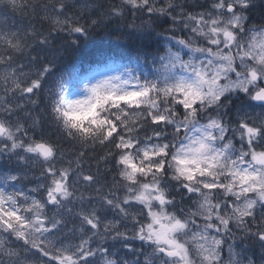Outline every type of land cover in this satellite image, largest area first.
I'll list each match as a JSON object with an SVG mask.
<instances>
[{"label": "snow or ice", "instance_id": "snow-or-ice-1", "mask_svg": "<svg viewBox=\"0 0 264 264\" xmlns=\"http://www.w3.org/2000/svg\"><path fill=\"white\" fill-rule=\"evenodd\" d=\"M4 3L13 11L29 6L28 0ZM158 3L120 0L109 5L103 16L123 18L131 10L134 19L138 12L148 16V27L154 17H166L171 21L167 31L179 27L187 37L168 36L163 54H153L150 61L148 53L138 54L135 68L85 83L75 98L63 71L53 87L44 89V81L57 68L53 60L25 72V65H16L15 57L34 44L48 48L60 33L87 37L98 19L81 23L83 12L65 14L67 0H51L37 6L44 13L41 21L50 25L47 32L35 26L12 30L14 25H0V66L6 68L0 75V156L15 157L21 165H43L38 177L42 182L27 190L19 183L28 179L27 174L0 176V264H32L33 252L47 258L48 264H90L97 253L105 257L104 264H121L107 258L108 249L91 247L92 238L109 234L138 256L144 255L143 249H134L130 240L151 249L143 264H224L223 249L229 239L233 243L228 244L227 264H245L243 249L235 251L233 228L242 234L240 239H258L264 253V23L248 24L253 0H212L200 11L188 10L194 6L176 0ZM72 44L78 46L79 40ZM36 61L37 56H32L33 66ZM149 63L151 69L145 70ZM42 89L44 116L82 149L67 167L57 166L58 145L43 135L39 139L29 135L41 116L25 108L38 105L32 97ZM27 119L32 121L31 129ZM97 145L108 146L97 165L115 161L110 185L101 182L99 170L84 174L82 168L84 149ZM78 185H96L95 195L77 196ZM30 193L43 195L37 198ZM177 196L181 202L191 200L193 206L169 211L176 207ZM75 200L80 202L78 211L72 207L61 211ZM92 201L96 204L87 207ZM135 205L142 206L140 212L130 214ZM48 206L57 210L52 217L47 215ZM107 209L131 219V237L128 229L118 230L119 219L102 221L101 213ZM65 214L78 217L81 236L86 229L90 232L79 244H64L63 237L49 239L66 227ZM76 231L74 227L68 234ZM9 237L22 241L23 259L18 248L8 246ZM246 264L255 261L248 257Z\"/></svg>", "mask_w": 264, "mask_h": 264}, {"label": "trees", "instance_id": "trees-1", "mask_svg": "<svg viewBox=\"0 0 264 264\" xmlns=\"http://www.w3.org/2000/svg\"><path fill=\"white\" fill-rule=\"evenodd\" d=\"M51 0H28V7L20 10L13 11L10 7L6 6L4 0H0V25L7 24L9 26H15L12 30L16 28L26 29L29 26H35L39 31L47 32L50 25L47 22L41 21L40 17L44 15L37 7L43 3H50ZM164 0H160L163 3ZM177 3H185L187 5H192L194 7H189L188 10L200 11L202 8L207 9L211 4L212 0H176ZM256 2V3H255ZM69 7L66 8L65 14H74L79 16L83 12V19L81 23H90L93 19H98L100 23L91 28L89 35L87 37L80 36L79 34L69 35L68 33H60L53 38V43L46 49L41 50L38 44H34L32 48L27 51L24 55H17L15 57V64H24L30 66L32 70L38 67H42L44 63L49 60H53L56 63V70L48 76L44 81V89L54 86L55 80L59 77L61 71L65 74V85L68 91L81 88V80L85 73H87L93 66H104L105 64H111L116 68V74H119L124 68H135V58L138 54L148 53L147 59L150 61L153 54L160 55L163 54L165 45L168 43V36H176L186 38L188 33L183 32L178 27L175 32L167 31L171 27V21L166 17L159 18L157 20L155 17L151 22V27H148L149 18L146 15H142L139 12L136 14L135 19L133 18L131 10H126L123 18H114L111 20L105 19L103 13L107 11L109 5H118L120 0H67ZM87 3L90 5L87 9H81L80 4ZM158 3L157 6H160ZM254 7L248 10L247 15L250 17L249 25H259L264 18V1L263 0H253ZM73 5H76L73 7ZM98 5L100 7H91ZM33 7H36V12L33 13ZM51 9H49V12ZM37 19V20H36ZM261 20V21H260ZM134 24L136 27L131 28L129 25ZM143 25V27H141ZM182 27V26H180ZM105 36V37H104ZM79 40V45H73V40ZM31 44L32 41L29 40ZM177 50V49H173ZM37 56V61L35 65L31 63V57ZM185 56L184 58H186ZM2 66H0L1 68ZM151 69V64L149 63L148 68ZM31 70V71H32ZM42 89L40 93L33 96L32 99L38 100V105H27L25 111H32L33 115H40L41 122L33 130L29 131V135H34L35 138L39 139L41 135L44 138L50 140L53 144L58 145L57 151V166L67 167L69 160H75L76 155L82 150L79 144L75 142L66 140L63 134L57 129L56 125L52 123L50 118H46L43 113V109L46 106L45 91ZM3 95V91H0V96ZM235 107V106H233ZM18 113V115L23 118L24 114ZM201 122H204L203 120ZM26 125L30 127L32 125L31 119L26 120ZM170 133L171 128L167 129ZM144 133H141L143 136ZM148 134H151L150 130ZM238 147V146H237ZM86 151V156L83 160L82 168L84 174L97 173L99 170L101 182L105 180L110 185L112 183L111 177L115 172V161L112 160L110 163H105L101 161L97 165V161L101 156H104L105 152L108 151V146L97 145L95 148L89 147L84 149ZM64 153V157L60 159V153ZM14 159V160H13ZM13 164L10 165L7 158L3 159V164L0 166L1 173L5 174L10 172V168H14L17 171L20 167L16 165L15 157L11 158ZM10 165V166H9ZM112 167V172H105L106 168ZM21 175V171H19ZM1 176V175H0ZM22 177V176H21ZM22 183H27L23 178L20 180ZM78 187V186H77ZM93 185L91 188L78 187L77 196L83 192L85 197L89 195H95ZM107 191V189H105ZM123 195V193H120ZM177 204L175 208H170V211H178L181 207L185 209L192 207L191 200L180 201V197L177 196ZM193 199H195L193 197ZM79 200H75L74 203ZM80 204V203H76ZM96 204V201L87 204V207H92ZM107 209L105 211H110ZM103 211L101 217L104 215ZM74 225V224H72ZM80 221L75 223V228L77 229L75 234L71 235V238L84 237L87 238L90 232L85 231L84 235L79 234ZM133 226V224H132ZM131 226V227H132ZM73 227V228H74ZM128 227V235L131 237L133 235L132 228ZM72 229L70 223L66 222V227H62L56 236H61L65 238L68 234V230ZM122 228L120 231H125ZM101 232H103V227L101 226ZM132 233V234H131ZM70 237V235H69ZM91 247L93 249L97 247H104L108 249V259H117L121 261L128 260L131 262L140 261L143 264L144 255L151 252V249L146 248L139 240H130L129 243L134 249H143L144 255H139L137 252L129 251L123 247L122 242L114 241L111 238V234L108 236H98L91 240ZM22 242L11 243L10 247L18 248L21 252V258L24 257V252L20 247ZM103 256L97 253L94 258H90V264H104L102 261ZM7 260V257L4 258ZM29 260L32 264H48L47 258H41L39 253L33 252L29 254ZM158 264V262H157Z\"/></svg>", "mask_w": 264, "mask_h": 264}, {"label": "rangeland", "instance_id": "rangeland-1", "mask_svg": "<svg viewBox=\"0 0 264 264\" xmlns=\"http://www.w3.org/2000/svg\"><path fill=\"white\" fill-rule=\"evenodd\" d=\"M264 1V0H263ZM256 3V2H255ZM261 21V20H260ZM261 22H264V18H263V21H261ZM187 58V57H186ZM32 70V68H30V66H28V65H25V68H24V71L25 72H29V71H31ZM5 71H6V68L4 67V66H2L1 68H0V75H3L4 73H5ZM111 75H117L116 74V68L113 66V65H111V64H105L104 66H93V68H91L87 73H85L84 74V76L82 77V80H81V88H79V89H74V90H71L70 92H69V94L72 96V98H75L77 95H80V94H82V92H83V88H84V84L85 83H88V82H95V80H97V79H100V78H102V76H111ZM0 91H3V81L2 80H0ZM253 111H260V109H254ZM23 113V112H22ZM24 114V113H23ZM22 114V115H23ZM26 122V121H25ZM203 123V122H202ZM27 126V125H26ZM237 146L239 147V144L237 143ZM4 158H7V157H4V156H0V166L3 164V159ZM8 159V158H7ZM9 160V159H8ZM14 160V159H13ZM16 160V159H15ZM8 163H10V165H12L13 164V162H12V160H9V162ZM9 165V166H10ZM16 165L17 166H19L20 167V170L19 171H21V176L23 177L25 174H27V176H28V179H24L25 181H28L27 183H22V182H19L20 183V185L25 189V190H27V189H29V188H32V187H35L36 185H37V183H40V182H42V181H40L39 179H38V177H39V174H40V171H41V169H42V167H43V165H41V164H39V163H37V164H35V165H33L31 162H29V164H27V165H21V164H19L17 161H16ZM10 170H12V171H10V172H7V173H5V174H3V173H1V171H0V175L1 176H4V175H7V174H9V173H11V174H17V173H19V171H17L16 169H14V168H10ZM75 179V177H73V180ZM78 187H84L83 185H78ZM95 188V187H94ZM30 195H37V198H40L42 195H43V193H30ZM195 199H196V197H194ZM75 201H73V202H71V203H69V204H66L65 205V209L64 210H61L62 212H65L66 213V209L67 208H69V207H72L73 208V211L74 212H76V211H78L79 210V208H80V204H76V203H80L79 201L78 202H76V203H74ZM141 207L142 206H139V205H135V206H133V207H131V208H129V212H130V214H132V213H139L140 212V210H141ZM171 208V207H170ZM170 208L168 209L169 211H170ZM56 208H54V207H52V206H48V208H47V215L49 216V217H52L55 213H56ZM104 215L101 217V219H102V221H108V220H112V221H115V220H117V219H119L121 222H120V225H119V231L123 228L124 229V227H125V229H128V227H126V226H132V222H131V219L129 218L128 220H124L122 217H120V215L117 213V212H115V211H113V210H110V211H105L104 213H103ZM260 216H261V214L258 212L257 213V220H259L260 219ZM59 218V217H58ZM64 219H65V221L67 222H69L70 223V226L73 228L74 226H75V223H77V221L79 222V219H78V217L77 218H74V217H72V216H70V215H67V214H65L64 215ZM72 224H74V225H72ZM133 227V226H132ZM131 227V228H132ZM133 229V228H132ZM233 231H234V233H235V236L237 237V233H236V230H235V228H233ZM253 231H255V228H253ZM59 232V231H58ZM58 232H54L53 234H52V236H50L49 237V239H56V238H61V236H56V234L58 233ZM133 232V231H132ZM132 234V233H131ZM242 234H240L239 235V237L241 236ZM239 237H237V239L235 240V245H234V247H235V251L236 252H241V251H239L238 250V240H239ZM9 239V247H10V244L11 243H19V242H16L15 240H14V238H11V237H9L8 238ZM81 239H84V237H77V238H71V235H70V237H69V235H67L65 238H63L62 239V243H64V244H67V243H72V244H79V242H80V240ZM251 240V241H253V240H257L255 237H248L247 239H245L246 241L247 240ZM243 241L244 240H240V242L241 243H243ZM258 241V240H257ZM22 242V241H21ZM91 242V241H90ZM245 242V241H244ZM230 243H233V241L231 240V239H229V240H227L226 241V243H225V245H224V249H223V258H224V264H227V262H228V260H229V254H228V244H230ZM244 244V243H243ZM244 247V246H243ZM259 249H260V246H259ZM260 250H262V248L260 249ZM244 256V255H243ZM104 259H105V257L103 256V258H102V261H104ZM246 260H247V258H245V264H246ZM257 262H255V264H256ZM257 264H260V263H257Z\"/></svg>", "mask_w": 264, "mask_h": 264}, {"label": "flooded vegetation", "instance_id": "flooded-vegetation-1", "mask_svg": "<svg viewBox=\"0 0 264 264\" xmlns=\"http://www.w3.org/2000/svg\"><path fill=\"white\" fill-rule=\"evenodd\" d=\"M236 233L238 234L237 237H239V235L241 234L240 232L237 231ZM240 240L241 239L239 238L237 247L239 251L243 249L244 258L251 257L255 262L262 264V262H264V253H262V250H260L262 246L260 242L257 241L258 239L253 241L249 239L247 241L245 239H242L245 241V242L243 241L244 244L241 243Z\"/></svg>", "mask_w": 264, "mask_h": 264}, {"label": "bare ground", "instance_id": "bare-ground-1", "mask_svg": "<svg viewBox=\"0 0 264 264\" xmlns=\"http://www.w3.org/2000/svg\"><path fill=\"white\" fill-rule=\"evenodd\" d=\"M258 1V0H257ZM37 20V19H36ZM105 37V36H104Z\"/></svg>", "mask_w": 264, "mask_h": 264}]
</instances>
